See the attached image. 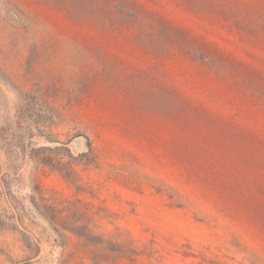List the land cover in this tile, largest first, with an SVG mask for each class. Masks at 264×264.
Instances as JSON below:
<instances>
[{
  "label": "rangeland",
  "instance_id": "obj_1",
  "mask_svg": "<svg viewBox=\"0 0 264 264\" xmlns=\"http://www.w3.org/2000/svg\"><path fill=\"white\" fill-rule=\"evenodd\" d=\"M0 264H264V0H0Z\"/></svg>",
  "mask_w": 264,
  "mask_h": 264
}]
</instances>
